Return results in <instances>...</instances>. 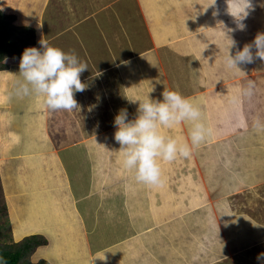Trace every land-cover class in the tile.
<instances>
[{
  "label": "crops",
  "instance_id": "1",
  "mask_svg": "<svg viewBox=\"0 0 264 264\" xmlns=\"http://www.w3.org/2000/svg\"><path fill=\"white\" fill-rule=\"evenodd\" d=\"M86 1L95 4L94 0ZM131 1L114 2L129 8ZM143 1L151 2L148 16L161 13L157 16L162 17L164 31L148 23L145 27L134 28L131 22L129 28L128 20L124 22L120 18L121 13L126 12L124 8L106 6L100 9L104 11L89 14L87 9L91 4L85 0L82 3L66 1V14L72 20L69 26H60L57 14L49 21L39 19L40 8L37 7L41 2L47 6L49 0H23L24 3L22 0H0V5L8 13L17 15V24L37 29V42L32 47L41 49L38 40L42 32V39L50 45L66 53L74 52L88 66L80 79H89L91 83L97 80L99 85L95 84L93 89L99 94L105 93V96L122 89L121 105L128 107L132 114L129 119L135 118L139 104L131 100L148 95L155 99L162 96L165 87L190 98L199 107L206 127L211 129L206 140L193 148L203 156L206 169L217 177L215 181L226 176L242 179L244 175H254L252 167L238 170L244 168L241 164L244 156L240 154L242 141H250L243 148H253L264 138V61L255 58L253 48V62L238 65L239 71L227 69L224 57L230 40L235 41V46L230 48V53L235 55L237 50L252 44L257 34L264 33V0H250L246 16L241 13L243 0ZM140 4L135 5L134 11L137 6L141 9ZM82 9L87 10L86 14L80 13ZM239 13L242 19L234 16ZM168 18L173 21L167 22ZM117 19H120L118 28L115 27ZM239 24L244 25L243 30L238 28ZM20 59H6L10 74L16 69L19 72L16 64ZM103 73L109 75V79H96ZM7 79L0 77V88ZM117 99L107 103L110 108L97 120L108 119L111 115L106 116L112 113L110 122L114 124L117 110L120 111V107L116 108ZM1 103L0 107L9 105L4 100ZM11 104L14 114L7 115L10 140L4 141V145L0 142V149H11L9 153L13 155L6 163L0 160V180L8 212L17 215V206L23 218L17 224L20 234L12 232L13 240L19 241L35 233L44 234L48 239L47 244L34 252L33 261L45 258L53 264L212 263L206 257L207 251L210 254L212 249L209 246L202 250L199 261L187 260L190 246L202 248L206 243L203 235L195 233L192 226L177 222L172 227L163 224L160 227L152 220L151 204L155 202L158 208L162 207L164 195L160 200V193L153 192L150 199L151 187L137 182L134 172L124 167L122 172L129 173L128 177L121 173L119 178H105L104 166L109 163L107 159L99 164L100 154H121L120 145L114 139L115 126L112 136L107 135L105 129V135L92 128L81 130L77 123L79 130L68 136L66 133L65 137L57 124L50 123L54 115L49 114L41 98H35L32 103V96L20 97L17 103ZM175 126L180 128L175 138L191 145L189 124ZM2 131L0 140H4L7 132L6 128ZM121 158L123 160L122 155ZM12 165L26 171L13 174ZM238 184L234 181L225 191L233 193L245 183ZM124 193L131 199L129 205L124 202ZM134 196L139 197V205L134 202ZM140 206H144L146 213L139 215ZM34 214H37L36 223H28ZM145 216L146 220L140 219ZM177 233L181 238L175 237Z\"/></svg>",
  "mask_w": 264,
  "mask_h": 264
},
{
  "label": "rangeland",
  "instance_id": "2",
  "mask_svg": "<svg viewBox=\"0 0 264 264\" xmlns=\"http://www.w3.org/2000/svg\"><path fill=\"white\" fill-rule=\"evenodd\" d=\"M66 1L67 0H49L47 6L41 2V4L37 7V9L40 8V10H38V13L40 14L39 19H47L49 21L55 18L54 14H57L58 16H56V19L59 18L60 26L71 25L72 20L67 17L66 14ZM94 1L95 4L93 5L90 1L87 2L85 0V2L91 4L87 9L89 14L94 11H104L100 9L106 6H110V8L112 6L115 8H124L126 12L121 13L120 18L124 22L125 20H128L129 28L131 22L134 28L145 27V24L148 23L151 27L156 28L158 31H164V25L161 21L162 17H158L161 14L160 12L154 13L155 15H147L151 6L150 1V3H148V1L143 0H132L129 8L124 7L121 2H118L119 4L114 2L115 0ZM78 2L82 3V0H78ZM108 2L110 3L108 4ZM137 3H141V9L137 6V10L134 11ZM22 6L24 7V4ZM87 10L82 9L79 11L80 13L86 14ZM160 11L164 12L165 10L160 9ZM165 19L166 18H164V20ZM119 21L120 19H117L115 22L116 28H118ZM172 21V18H168L167 22ZM112 25L113 23L110 24V26ZM168 26L169 25L167 24L165 28ZM41 31L43 30L41 29ZM39 34L40 36L38 42L42 39V32H39ZM65 36L66 35H64V37ZM36 42L34 44H36ZM31 47L32 46L29 48ZM19 62L20 60H18L16 65H19ZM13 65V67L16 66L15 64ZM0 77L10 78L9 80L7 79L8 82L0 88V106L2 104V100L9 103L10 106L13 101L17 103L20 98L15 95V83L18 79H20L18 69H16L15 72L13 71L12 74H10L9 69L7 71H1ZM109 77V75L103 73L100 76H96V79H109ZM81 82L86 85V88L83 92L74 93V98L77 101L78 107L71 112H54L49 110V114L51 116L54 115V118L51 117L53 120H51L50 123L57 124V127L62 129L63 136H65L66 133V136H68L71 132L73 133L74 130H79L76 127L77 123L81 127V130L87 131V128H89V130L92 128L100 131L104 135L105 130H107V135H112V128L114 127V124H111L110 121L113 119V114L109 113L106 117L109 115H111V117L104 120H97V117L100 118L104 110L110 108L107 107V103H111L112 100H115L117 97L116 108L120 107V111L126 110L128 116L130 115L128 107L124 108L123 105H121L122 96L120 94L124 93L123 90H115L113 93L103 96L105 93L99 94L97 90L93 89L95 84L97 86L99 85L97 80L91 83L89 79H82ZM110 97L111 100H109ZM35 98L37 97L32 96V103ZM155 99H162V96H158ZM98 102L103 104L99 107V105H96ZM6 105L8 107H4L5 105L0 107V130H3L2 132H4V128L7 130L4 140H0L1 145L5 144L4 141L10 140L8 139L10 131L8 116L14 114V108L10 107L8 104ZM10 111L12 112L10 113ZM120 111L117 110V114ZM130 116V118H132V114ZM90 118H94L95 121L90 120ZM177 130H180L179 126H174L172 129H162V132H168L175 138V134H178ZM86 138L87 137H85L84 145H86ZM249 142V140L242 141V146L244 147L245 144L248 145ZM9 145L10 143L7 146ZM254 146L255 147L253 148H249V146L248 148L242 147L240 154L244 156V161L241 163L244 168L241 170L239 169L238 171H245L250 167L253 168L251 169V172L254 171V175H244L242 179L237 177L232 179V177L226 176L223 177L222 180L219 179L215 181L217 177L212 176V173L206 169L202 158L203 156L200 155L197 148H193L191 150L189 158L178 157L175 162L161 161L160 166L163 184L158 187L159 190L157 187H154V189L151 187L152 190L150 189L149 191V197L150 199L153 198V192H158V194L160 193V200L163 195L164 197L162 207L159 206L158 208L157 203L152 202L151 208L154 216L152 220L158 222V226H162V224L165 226H171L180 222L187 227L192 226V230L195 233L200 232V234L203 235L206 243L202 246V248L198 245L190 246L187 251V253H189V257L187 259L188 261H199L200 253L207 246H209L212 249L210 254L209 251H207L206 257L210 259L209 261L212 262L211 264H264V258L258 259L261 254H264V138L260 139V141ZM9 150L11 149H3V151H5L3 152L2 148L0 149V160H3L4 163L9 161L10 156L13 155L12 153H9ZM251 151H254V153L250 154ZM100 155L102 159H99V164H104V161L108 159L107 162L109 164L104 166L105 171L103 170L106 179L112 180L119 178V176L124 174L122 172L123 160L121 158V154L109 156L101 153ZM15 165H12L13 174L24 173L26 171ZM104 173L102 172V174ZM2 175L4 176V171ZM128 175L129 173L126 172L123 176L128 177ZM234 181L240 183L238 185H241V183L245 184L240 186V189L234 191L233 193L232 191H225L227 185H230ZM130 200L131 199L128 195L124 193V202L129 205ZM138 200H140L139 197L137 198L134 196V202L136 201V203H138ZM6 207L7 204L5 202L2 183L0 180V244L12 242V232H14V230L16 234H20L21 232L19 226H17L20 220L22 221L23 219L22 215H19V208L16 206V213L19 215L17 217V215H10L8 207L7 211ZM157 208L159 209L158 212ZM139 213V215L146 213L144 206L139 207ZM35 217L37 218V214L32 215V219H30L28 223H36ZM146 217L147 216L140 219L146 220ZM154 224L157 223L154 222ZM172 233L173 231H171V234ZM179 234L180 233H177L175 237L180 236ZM194 237L195 236H193V238ZM182 245H184V243H181V246ZM184 251L185 250L183 249L182 253Z\"/></svg>",
  "mask_w": 264,
  "mask_h": 264
},
{
  "label": "clouds",
  "instance_id": "3",
  "mask_svg": "<svg viewBox=\"0 0 264 264\" xmlns=\"http://www.w3.org/2000/svg\"><path fill=\"white\" fill-rule=\"evenodd\" d=\"M215 2V0H214ZM243 13L251 7L250 0H243ZM234 15L242 19L240 15ZM240 30L244 29L239 24ZM224 63L227 69L240 68L238 65L252 63L255 58L264 61V33H259L252 44H247L235 55L230 48L235 41L230 40ZM41 49L26 48L19 63V77L15 83V95L42 99L43 105L50 111L71 112L78 107L74 93L83 92L86 85L81 82L82 72L88 69L74 52L66 53L52 46L45 39L39 41ZM162 99H153L149 95L131 100L139 101L135 118L129 119L126 110H121L114 119L115 141L120 145L123 167L134 172L135 180L150 187L162 186L160 162H172L178 157L189 158L191 149L204 142L211 129L202 120L197 105L179 92L165 87ZM189 124L188 142H179L171 135H165L162 129H172L175 125ZM264 258L261 254L258 259Z\"/></svg>",
  "mask_w": 264,
  "mask_h": 264
},
{
  "label": "trees",
  "instance_id": "4",
  "mask_svg": "<svg viewBox=\"0 0 264 264\" xmlns=\"http://www.w3.org/2000/svg\"><path fill=\"white\" fill-rule=\"evenodd\" d=\"M16 19L15 14L4 11L0 5V70L10 67L7 58H21L24 50L36 42L35 27L17 24ZM47 243L44 234L35 233L19 241L0 244V264H53L45 258L37 262L32 260L37 248Z\"/></svg>",
  "mask_w": 264,
  "mask_h": 264
}]
</instances>
